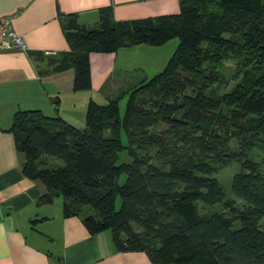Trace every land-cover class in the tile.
Wrapping results in <instances>:
<instances>
[{
	"label": "trees",
	"instance_id": "16d2710c",
	"mask_svg": "<svg viewBox=\"0 0 264 264\" xmlns=\"http://www.w3.org/2000/svg\"><path fill=\"white\" fill-rule=\"evenodd\" d=\"M97 13L92 26L58 15L68 47L55 61L72 69V91L90 88L89 52L177 44L160 71L105 104L88 99L82 128L38 109L12 114L21 174L44 188L36 204L60 195L63 217L109 230L115 249L152 264H264V173L251 158L264 149V0H179L177 13L130 20L110 6ZM230 63L240 76L217 94ZM123 148L130 161L117 163ZM233 162L225 197L214 174Z\"/></svg>",
	"mask_w": 264,
	"mask_h": 264
},
{
	"label": "crops",
	"instance_id": "0c3cea01",
	"mask_svg": "<svg viewBox=\"0 0 264 264\" xmlns=\"http://www.w3.org/2000/svg\"><path fill=\"white\" fill-rule=\"evenodd\" d=\"M103 6L111 7L114 20H130L177 13L179 0H0V17H13L11 27L24 44L21 50H0V264H152L144 251L115 249L110 233L90 234L78 217H63L53 199L36 204L44 188L21 174L23 157L7 130L12 114L28 109L82 128L88 99L111 98L147 78L129 71L137 61L144 71V45L138 44L89 52L90 88L71 90L72 69L55 61L68 47L58 15L74 13L80 24L92 26ZM28 51L42 55L29 57ZM117 62L121 74L113 80Z\"/></svg>",
	"mask_w": 264,
	"mask_h": 264
},
{
	"label": "rangeland",
	"instance_id": "374dc122",
	"mask_svg": "<svg viewBox=\"0 0 264 264\" xmlns=\"http://www.w3.org/2000/svg\"><path fill=\"white\" fill-rule=\"evenodd\" d=\"M176 44H177L176 38H171V39L167 40L166 42H164L160 45H157V46L143 44L144 46L142 48V52H143V55L145 56L144 58H142V59H144L143 62H145L143 64L144 71L142 72L139 69L141 65H136L138 63V61L137 62L135 61L136 63H134V65H132V64L129 65L130 66L129 71L131 70L130 72L135 73V76H137L138 74L139 75L144 74L147 77H149L152 74L160 71L163 68L164 64L166 63L167 59L169 58L170 54L173 52ZM133 49L137 50V48H132V50ZM132 50H126V51H132ZM120 51H122V50H120ZM144 52H146V55L144 54ZM134 56H137L136 58H141L140 55H138V54L133 55V57ZM119 57H120V52H119ZM119 62H117V65L115 67L116 69H115V73L113 76V80L115 78L120 77L121 73L118 70V64H120ZM235 68H236L235 65H233L232 63L224 64L222 66V72L224 73V76L227 78V80H226L227 82H226V84L221 85V86L216 88L215 92L217 94L222 92V91L227 90L229 88V86H231L232 83L234 81H236L237 78L240 76V73H237L234 75V77H230V75L234 74ZM255 73H257V72H255ZM130 76H132V73L130 74ZM116 94H114L113 96H115ZM64 100H65V97L62 96L61 107H63V108L66 107L65 105H63ZM93 100L95 102H97L98 104H105L107 101V99H104L101 96H95V95H94ZM124 102H125L124 97L119 100V112H120V114H122V112H123ZM83 122H84V115H83ZM120 140H121L122 144H125L126 139H125L124 133L122 131L120 132ZM251 158L259 164L260 170L264 173V149L252 150L251 151ZM129 161H130V158L126 154L125 149L124 148L121 149L118 152L117 163L118 162H129ZM60 163L61 162L59 160H52V164H60ZM237 168H238V163L233 162V163H230L229 165L221 168L220 170H218L216 172V174H214V176L219 181V184L223 190L225 197H233L231 192H230L229 183H230V177H231L232 173H234L237 170ZM123 180H124V175L121 174L118 177L117 182L122 183ZM53 201H54V205L59 203V206L61 207L62 197L60 195L54 196ZM117 203H118V201H117ZM236 203L240 204V202L237 200H236ZM220 204L221 203L212 205L209 209L210 210L222 209L220 207ZM198 206H199L200 211L205 210L201 204H199ZM236 226H238V221H236L233 225V227H236ZM103 233L109 234L110 231L105 230Z\"/></svg>",
	"mask_w": 264,
	"mask_h": 264
},
{
	"label": "built area",
	"instance_id": "2783aa9c",
	"mask_svg": "<svg viewBox=\"0 0 264 264\" xmlns=\"http://www.w3.org/2000/svg\"><path fill=\"white\" fill-rule=\"evenodd\" d=\"M12 19V16L0 17V50H21L24 48L22 38L11 27ZM45 54L50 53L46 52Z\"/></svg>",
	"mask_w": 264,
	"mask_h": 264
}]
</instances>
